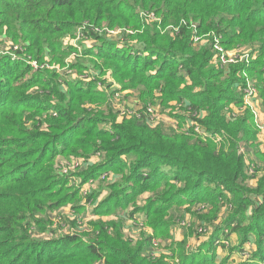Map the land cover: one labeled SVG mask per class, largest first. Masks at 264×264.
Segmentation results:
<instances>
[{
    "label": "trees",
    "instance_id": "16d2710c",
    "mask_svg": "<svg viewBox=\"0 0 264 264\" xmlns=\"http://www.w3.org/2000/svg\"><path fill=\"white\" fill-rule=\"evenodd\" d=\"M192 23L229 50L257 47L255 58L216 65L210 46L194 44ZM79 30L97 43L80 54L68 42ZM5 42L19 46V58L0 54V264H264L259 131L249 110L225 112L242 104L244 72L264 110V0H0ZM28 57L81 77L34 69ZM109 70L143 109L169 108L178 127L116 118L101 77ZM250 147L263 161L253 172L241 151ZM69 159L85 167L64 173ZM187 214L198 219L176 240ZM128 218L138 234L124 232Z\"/></svg>",
    "mask_w": 264,
    "mask_h": 264
},
{
    "label": "built area",
    "instance_id": "2783aa9c",
    "mask_svg": "<svg viewBox=\"0 0 264 264\" xmlns=\"http://www.w3.org/2000/svg\"><path fill=\"white\" fill-rule=\"evenodd\" d=\"M142 14V13H141ZM143 15V14H142ZM151 18L153 20H160L155 18L154 14H151ZM182 24H187V22L183 21ZM194 29V34H193V42L197 46L201 45H208L212 48L214 51L213 53V62L216 65H219L223 68H227L230 64H235L238 62H245L246 64H249L251 59L255 58L256 53H253L256 51L257 47H249V46H244L236 49L229 50L227 49L223 42L220 34H217L215 32L208 33L206 35H201L198 34L197 32V23H192L190 25ZM168 29H170L171 34H176L179 32V26H169ZM112 33H116L118 31H111ZM78 38L80 39H87L84 38V34L82 33L81 30L78 32ZM7 43V42H6ZM7 51L5 53H9L12 55L13 58H19L18 55L16 54V51L19 49L18 45H13L12 43L7 44ZM1 54V51H0ZM77 53L71 54V56L75 57ZM22 58V57H21ZM26 60L31 64V66L34 69L40 68V67H50V68H58V65H51L49 62L45 63H38L37 60L32 59L31 57L26 58ZM59 69V68H58ZM100 88L103 89V86L100 85ZM238 92L241 94L242 97V104H234L232 103L231 105H228L225 108V112L229 117H236L238 114L243 113L245 110H249L253 117H254V122L258 128L259 131V138L257 139V142L259 143V147L261 148L262 151H264V110H263V104L261 101V97L259 95V88L255 84V79L252 78L249 74L246 72L243 73L242 76V81L237 87ZM115 93V92H114ZM114 98V94L112 96V99ZM111 99V100H112ZM175 105V103H174ZM138 108L136 110H130V109H124L121 113H123L121 116H136L137 118H146L149 123L151 124H157V123H165V120H163V112H161L160 109H162L161 106L159 105H149L146 109H143V106H140V104L137 105ZM157 106V107H155ZM180 106V105H179ZM179 108V107H177ZM142 110V111H141ZM172 117V116H171ZM175 120V123L172 124L171 126L174 128L178 127V122L176 119L173 117ZM186 127H194L196 132L203 133L204 135L208 134L207 131L205 130L204 127H202L201 124H198L196 121H189ZM218 140L221 139L219 135L215 136ZM242 152H246L244 148L241 149ZM246 154V153H245ZM99 156H101V153H98L95 155L92 160L99 159ZM91 160V161H92ZM253 165V164H251ZM84 165L82 164L81 159H69V160H63L62 161V171L64 173H69L70 171H75L79 167H83ZM251 171L253 172V168H251ZM107 173L103 174L101 178L106 179L108 176L106 175ZM112 178L114 176L113 173H111ZM80 178L76 179V184H79ZM89 185H94L93 180H89L87 182ZM86 185V183H85ZM83 191L85 194H87L88 191H90V186L84 187L83 185ZM262 198V197H260ZM182 225H188L187 221L183 222ZM201 230V229H200Z\"/></svg>",
    "mask_w": 264,
    "mask_h": 264
},
{
    "label": "rangeland",
    "instance_id": "374dc122",
    "mask_svg": "<svg viewBox=\"0 0 264 264\" xmlns=\"http://www.w3.org/2000/svg\"><path fill=\"white\" fill-rule=\"evenodd\" d=\"M104 32V34H106L105 33V31H103ZM120 35V33H119V31L118 32H116V33H112L111 35H110V37H114V38H118V36ZM69 38V37H68ZM82 39L80 38H78V35H77V37L76 38H69V40H68V42H69V44H74V46H76L77 47V53L78 54H80L81 52H82V50L84 49V47L85 46H89V47H91V46H94V45H96L97 43H96V40L95 39H83L82 41V43L81 44H79V41H81ZM7 44L8 43H2V44H0V51H1V55H4V56H11L12 57V55L11 54H9V53H5L6 51H7ZM73 54V53H72ZM76 60V56L75 57H73V56H68V58L66 59V62H73V61H75ZM48 62V61H47ZM59 67V69L56 67V68H54L55 70H58L59 72H61V73H69V74H71V75H74L75 77H81V75H79L76 71H71V70H69L68 69V66L67 65H65V66H61V65H58ZM89 72L91 73V74H97L96 72H98V71H95L93 68H89ZM99 74H100V70H99ZM101 77H104L106 80H107V84L109 85V88L108 89H106V92L107 93H111V92H115L114 93V98L112 99V101H111V104H110V109L109 110H112L113 111V113L116 115V118H122V114L123 113H121L124 109H130V110H136L137 108H138V106H137V103H136V99H135V97H131V98H129V90H124V89H122V87H121V84L119 83V82H117L115 79H114V77L112 76V74H111V71L109 70V71H107L104 75H101ZM82 78H84V77H82ZM130 91H132V90H130ZM135 92V91H134ZM138 97V96H137ZM155 107H157V106H155ZM108 108H109V105H108ZM158 109L161 111V112H163V116H162V118H163V120H165V124H166V126L167 127H172L171 125L172 124H174L175 123V120L173 119V117H171V113H170V109L169 108H167V109H160V107H158ZM180 111V110H179ZM258 148V147H257ZM256 150L257 149H255V153L253 152V154H255V159L256 160H254V163H252L253 165H251L250 166V168H255L256 166H255V161H259V162H263L260 158H259V156L258 155H256ZM246 154H245V156H246V160H247V162L249 163L250 161H253V160H251V155H250V153L247 151V152H245ZM85 166H83V167H81V168H79V169H77V170H81V169H83ZM257 169H261L260 167H257ZM262 173V171H260L259 172V174H261ZM110 181L112 180V176H110L109 178H108ZM107 179V180H108ZM81 180L82 179H80L79 180V182H81ZM250 182H251V179H250ZM88 186H90V189H92V186L93 185H89V184H87L86 183V185L84 184V187L86 188V187H88ZM106 193H104V195H105ZM149 194L147 193L146 195H144L143 196V198H145L146 196H148ZM87 211H90L91 210V208H88V209H86ZM129 212H130V210L129 211H126V213L127 214H129ZM179 213V212H178ZM186 217L184 218L183 217V220L182 221H180V222H177V224L178 225H176L174 228H173V232L174 231H177L178 232V234L179 233H182V231L181 230H183V228H184V226L182 225V223L183 222H185V221H187V223L190 221V222H192V219H198V218H196V217H194V216H192L191 214H190V216H189V214H187V215H185ZM96 216H93L91 219H94ZM139 218H142V217H139ZM192 218V219H191ZM90 219V220H91ZM123 219L125 220L126 218L123 216ZM85 220H86V222L89 220V218H85ZM84 222V221H83ZM52 226L54 227V228H57L58 227V224H57V221L56 220H54L53 221V224H52ZM66 228V227H65ZM147 231H151L149 228H145ZM124 232L126 233V234H132V235H136V234H138L139 233V228L137 227V226H135L134 224H133V222H132V220L130 219V218H128L127 220H126V225H125V228H124ZM236 236L234 237V240L236 241ZM193 243L195 244V241L193 240ZM253 245H249V243H248V245H247V247H248V249H250L251 247H252ZM156 254H160V253H158L157 251H156ZM245 254H242V255H240V253L239 252H234L233 253V256H234V258L236 259V260H242V258L243 259H248V257H246L245 258V256H244ZM171 261V260H170ZM172 262H173V260H172Z\"/></svg>",
    "mask_w": 264,
    "mask_h": 264
},
{
    "label": "crops",
    "instance_id": "0c3cea01",
    "mask_svg": "<svg viewBox=\"0 0 264 264\" xmlns=\"http://www.w3.org/2000/svg\"><path fill=\"white\" fill-rule=\"evenodd\" d=\"M130 94H129V98H131V97H135V101H136V103H137V105L138 104H141L140 103V101H139V99H138V94L136 93V92H134V91H128ZM263 119H264V117H263ZM249 147V146H248ZM245 151L247 152H249L250 153V155H251V160H256L255 158V154H253V152L255 153V148L254 147H250V148H247V149H245ZM256 179H253V180H251V184L252 185H255L256 184ZM182 231V233H179L178 234V232L177 231H174L173 232V234H174V236H175V239L176 240H180V239H182L183 237H184V230H181ZM237 238V237H236Z\"/></svg>",
    "mask_w": 264,
    "mask_h": 264
}]
</instances>
